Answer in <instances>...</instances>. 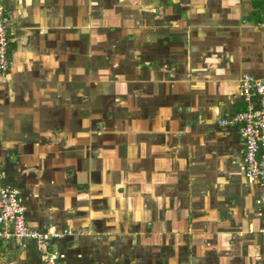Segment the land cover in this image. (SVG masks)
Wrapping results in <instances>:
<instances>
[{
    "label": "crops",
    "instance_id": "0c3cea01",
    "mask_svg": "<svg viewBox=\"0 0 264 264\" xmlns=\"http://www.w3.org/2000/svg\"><path fill=\"white\" fill-rule=\"evenodd\" d=\"M2 183L64 264H264L239 80H264V0H3ZM124 114V117H120ZM0 264H42L0 240Z\"/></svg>",
    "mask_w": 264,
    "mask_h": 264
},
{
    "label": "built area",
    "instance_id": "2783aa9c",
    "mask_svg": "<svg viewBox=\"0 0 264 264\" xmlns=\"http://www.w3.org/2000/svg\"><path fill=\"white\" fill-rule=\"evenodd\" d=\"M8 32L3 0H0V73L9 69ZM240 96L245 107L218 120L221 126L237 128L243 142L242 170L249 181L258 185V203L264 205V80L245 74L239 80ZM0 169V240H34L42 264H64L62 255L51 248L50 240L67 234V230L54 227L44 230L31 229L26 221L27 206L21 199L17 186L2 183ZM264 235V229L260 230Z\"/></svg>",
    "mask_w": 264,
    "mask_h": 264
},
{
    "label": "rangeland",
    "instance_id": "374dc122",
    "mask_svg": "<svg viewBox=\"0 0 264 264\" xmlns=\"http://www.w3.org/2000/svg\"><path fill=\"white\" fill-rule=\"evenodd\" d=\"M120 117H124V114H123V116H122V114H120Z\"/></svg>",
    "mask_w": 264,
    "mask_h": 264
}]
</instances>
